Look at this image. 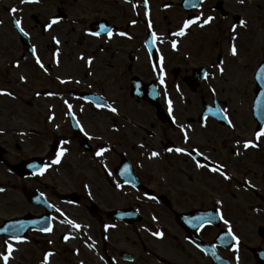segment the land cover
<instances>
[{
  "label": "flooded vegetation",
  "instance_id": "flooded-vegetation-1",
  "mask_svg": "<svg viewBox=\"0 0 264 264\" xmlns=\"http://www.w3.org/2000/svg\"><path fill=\"white\" fill-rule=\"evenodd\" d=\"M143 1L39 0L38 3L22 4L21 0H0V12H11L10 9L16 7L18 12H58L61 21L71 20V25L62 27L65 33L63 40H60L61 36L57 39L61 47L68 40L72 46H77L80 39L89 42L90 48H94L89 49L92 76L96 73L98 76L105 75L107 65L121 68L125 63L139 64L138 67L125 65L123 72H119L118 91L124 96H130L131 91L143 95L147 93L143 85L154 82L163 111L159 119L156 110L148 103H136L135 107L143 111L134 108L124 116L125 124L108 129L104 146L108 151L102 156L95 155L100 148L98 142L90 141L81 130H71L79 155L85 157L82 163L75 160L77 167L88 171L91 177L87 196L83 198L77 190L50 200V193L45 187L27 190V195L34 191L43 194V200L51 206L49 225L52 227L51 232L31 229L27 238L34 237L36 244H45L44 250L53 254L56 252L48 249L46 244L57 249L71 246L67 253L78 258L73 264H264V137L259 139L258 147L243 148L244 141L254 140V133L258 130L254 111L264 107L255 104L256 91L261 89L255 78L258 70L264 67V8L237 12L236 9L245 5L239 0H231L235 2L234 11H231L225 0H217L212 7L214 12H181L185 20L201 14L202 19L213 16L214 20L204 27L193 24L186 30L185 36L178 37L173 33L183 24H171L167 18L169 15L177 18L180 14L153 12L150 19H145L143 17L150 14L148 9L153 7V2L147 0L145 12ZM244 1L264 5V0ZM170 5L165 4L166 7ZM128 6L131 7L132 17H125L122 13L129 11L126 9ZM215 6L220 10L217 11ZM138 8L144 11L142 15ZM70 12L76 13L73 19H69ZM157 16L158 22L155 19ZM240 20H244L246 26H240ZM234 24L237 25L235 32L232 31ZM100 25L105 26V31L99 36L89 34L100 31ZM254 27L261 33L263 43L257 47L259 52L249 57L254 59L250 73L253 83L249 120L241 121L234 119L221 93L232 94L228 81L237 71L233 61L238 58L240 45L237 47L238 55L231 56L232 37H239L237 32L241 30L242 43L246 46H242V50L251 54L247 51L255 46L251 37ZM107 28L112 29L111 38L107 35ZM120 32L126 35H118ZM153 32L158 39L149 46ZM71 38L77 40L74 42ZM172 40L177 41L175 49ZM30 41H33V46H43L42 36L30 38ZM75 53L74 57H69L71 61L79 59L78 53ZM142 63H147L153 70L152 80L146 78ZM217 65L223 68V73ZM238 71L234 75L236 79L239 78ZM206 72L209 74L207 77ZM161 75L170 82L168 86L157 82ZM103 78L106 79L105 76ZM134 78L139 87L132 90L130 81ZM81 92L102 97L117 109L116 113L127 108L125 102L110 98L106 91L95 85L70 93L75 99L74 108L84 103L93 111L112 113L107 108L98 109L95 103L79 98ZM196 97L200 99L198 106ZM177 99L180 100L178 104ZM217 109H227L233 127L222 119L223 113L213 115ZM73 114L83 128L78 112ZM181 127L189 137L187 143ZM1 133L9 134L6 131ZM83 141L85 145L81 146ZM176 147L196 148L210 161L223 164L230 179L225 180L207 168H197L188 155L166 151ZM152 151L159 155L150 158ZM0 159V173L5 170L8 175H15L9 169V166L16 165L15 157L6 142H0ZM197 159L204 162L202 157ZM125 167L127 173L121 175ZM245 181H249L251 186ZM117 184H120L119 188ZM0 188L6 187L0 185ZM99 189L104 190L103 195H97ZM152 196L156 199H151ZM54 201L67 202L83 210L86 215L70 216L67 220L80 225V217L86 219V232L82 227L75 229L66 222H57L54 227ZM217 201L221 203L217 204ZM217 209L229 225L216 215ZM199 216L211 218V224L197 221L195 218ZM229 226L238 242L228 236ZM154 231H161L163 237L153 236L151 233ZM66 235L69 236L67 240L64 239ZM48 237L52 238L51 241ZM82 248L87 249L88 255H81ZM58 262L62 264L61 260Z\"/></svg>",
  "mask_w": 264,
  "mask_h": 264
},
{
  "label": "rangeland",
  "instance_id": "rangeland-1",
  "mask_svg": "<svg viewBox=\"0 0 264 264\" xmlns=\"http://www.w3.org/2000/svg\"><path fill=\"white\" fill-rule=\"evenodd\" d=\"M180 1L152 0L153 7L150 6V14L143 18L150 19L153 12H168L169 14L176 12L180 14L177 18H172L171 15L166 13L169 15L167 19L171 21V24L176 23L179 26L185 20V16L181 14L184 11L179 8ZM225 1L229 10L234 11L235 2ZM167 2L172 5L166 7L165 3ZM216 2L217 0H208L204 2L200 9L192 12H214L212 7ZM243 3L245 6L235 11L250 12L251 8L255 10L264 8L261 2L244 1ZM130 8L129 6L126 7L129 11L122 12L125 17H132ZM138 12H141L142 15L144 11L138 8ZM55 14L56 12H16L15 14L0 12V89H6L13 94L12 96L0 95V131L9 132V134H0V142L8 144L11 155L15 157L16 165L20 161L31 157L47 158L45 165H50L42 175L27 178L8 175L4 172L5 170H3L4 174L0 173V185L6 187L3 191H0V224L3 220L12 217L24 216L27 213L39 214L41 212L39 206L27 204L25 196L27 190L45 187L50 193V200H53L55 196L69 194L77 190L80 191L83 198L87 196V185L91 182V177H89L88 171H82L77 167L75 160H80V163H82L85 157L79 155L78 145L72 138L66 118L68 107L65 101L72 105L75 100L70 95L72 91L87 89L88 86L95 85L106 91L110 98L119 99L127 104V108L118 113L112 112L110 114L98 110L93 111L84 103H80L83 107L74 108L72 106V111H77L81 117L83 132L88 133L87 136L84 135L90 141L98 142V147L105 146V139H107L105 135L108 129L114 125L125 124L124 116L136 108V102L130 96H124L123 93L118 91L117 80L120 75L119 72H123L125 65L138 67L139 64L125 63L121 68H118L117 65L111 67L107 65L105 66V75L98 76L96 73L92 76L93 67L92 64L87 63V60L89 49L93 50L94 48H90L91 45L88 41L84 42L80 39L77 46H72L68 40L61 47L60 43L57 44L53 40V37L59 39L60 36V40H63L65 33H63L64 28L62 27L63 25L64 27L65 25H71V20L60 21L47 31L41 30V24H48ZM68 14H70L69 19H73L76 13L70 12ZM12 18L22 21V27L32 39L43 37V46H35V48L37 56H39L47 71L36 64V58L29 57L26 54L23 55V49L11 27ZM157 18L158 16L155 18L156 22H158ZM253 30L255 37L254 35H251V37L255 42V46L247 51L251 54H247L242 50V46L245 45L242 43L241 30L237 32L239 37L233 35L236 38L234 41L232 40V43H235L236 47L240 45L238 58L233 61L234 69L237 71L239 69V78H234V75L237 74V71H235L233 79L228 81L229 86H231L230 91H232V94L234 93L233 95L221 93L222 99L231 108L234 119L239 118L241 121L249 120L248 107L253 83L250 73L254 60L249 57L257 54L259 52L257 47L263 43L261 42L262 35L259 30L255 27ZM70 40L75 42L77 39L71 38ZM75 52L78 53L79 59L71 61L69 57H74ZM97 54H99L98 49ZM17 62L19 66H15ZM101 65L103 64L99 66ZM141 67L146 72V78L149 81L152 80L153 70L147 63H142ZM21 76L25 77L24 81H21ZM104 76L106 79L103 78ZM61 81L65 82L61 83ZM163 81L161 83V79H157V82L163 86H168L170 83L166 78ZM48 93H54V95H48ZM176 101L178 104L180 100L177 99ZM196 101V105H200L199 97H196ZM136 109L143 111L140 107ZM151 119L154 120L155 118L151 117ZM32 131L38 132L39 135L31 134ZM54 140L59 141V148L67 149L59 164H51V161L55 158L50 154V146ZM64 141H67V143H63ZM103 191L102 189L97 190V195L99 196L98 193L103 195ZM54 205V227H56L57 222H64L67 217L86 215L83 210L70 206L67 202L54 201ZM57 208L61 211L57 212ZM61 212L64 214L63 216ZM80 221L81 229L86 232L87 220L80 217ZM9 238L8 236H0V253L5 250V241L12 243L15 248L9 264H42L45 253L50 252L44 250L45 244H36L34 237L27 238V235L22 237L24 238L23 243H16ZM47 239L51 241L52 238L48 237ZM46 247L52 249V252H56V254L52 253L53 255L49 257L48 264H61V262H58L60 260L62 264H73L78 261L76 256L67 253L71 246L64 245L62 249H57L53 248L51 244H46ZM81 251V255H88L86 248H82ZM0 264H3V262L0 261Z\"/></svg>",
  "mask_w": 264,
  "mask_h": 264
},
{
  "label": "snow or ice",
  "instance_id": "snow-or-ice-1",
  "mask_svg": "<svg viewBox=\"0 0 264 264\" xmlns=\"http://www.w3.org/2000/svg\"><path fill=\"white\" fill-rule=\"evenodd\" d=\"M39 0H21V3H38ZM187 2V0H186ZM202 2V0H201ZM240 3H243L244 0H239ZM144 4L145 7H147V0H144ZM193 7H196V5H192ZM10 11L15 14L16 12L19 11V9H17L16 7H12L10 9ZM60 20V17H53L50 19L49 23L45 26V30L47 31L48 29H51L53 27V25L57 24L58 21ZM214 20L213 16H208L206 18L202 19V14L201 15H197L192 19H186L183 22V26L175 33H173V35L178 36V37H182L186 35V30L193 24H196L198 27H204L205 25L210 24L212 21ZM132 23H135V21H133ZM14 24L15 27L19 30V32L23 35V36H28L29 33L27 31H25V29L22 27V21L20 19H14ZM240 26H246V22L244 20H240L239 21ZM237 25H233L232 26V31L235 32ZM149 28H151V23H149ZM105 31V26L104 25H100V31H94V32H90V35L93 36H99L101 34V32ZM118 35L124 36L126 35V33L124 32H120L117 33ZM107 35L109 38H111V36L113 35L112 29L111 28H107ZM235 36L232 37V40H235ZM158 39L156 33H152L151 34V42L149 43V46H151V44L155 43V41ZM53 40L59 44L60 41L58 39H56V37H53ZM172 47L173 49L176 48L177 46V41L176 40H172L171 41ZM230 53L233 56L238 55V50L237 47L235 45V43H231L230 44ZM31 54L36 58V64L39 65L40 68L44 69L45 71H47V69L45 68L44 64L41 62L39 56H37L36 54V48L35 46L32 47L31 50ZM58 54V53H57ZM83 58V57H81ZM163 58L161 57V63H162ZM91 58H88L87 63L91 64ZM15 66H19V63L17 62ZM155 65H154V69H155ZM219 71L221 73H223V68L220 67L219 65H217ZM261 73L264 74V67H262L260 69ZM161 73H163V69L161 68ZM209 74L206 72L205 76L207 77ZM21 81L25 80L24 76L20 77ZM65 81H61V83H64ZM163 76L161 75V83H163ZM0 95H7V96H12L13 94L9 91H7L6 89H0ZM37 95H39V93H37ZM48 95H54V93H48ZM93 102L95 103V107L98 109H102V108H107L109 109L111 112L116 113L117 109L115 107H113L111 104H108L106 101L103 100L102 97H95L93 99ZM65 103L67 104L68 107V114L71 115L72 114V105L68 104L67 101H65ZM209 111H212V109H209ZM172 112V107H171V101H169V114H171ZM222 115V119L224 121L227 122L228 126L233 127L231 120L229 119L228 115H227V109H217L215 112H213V115H218L221 114ZM75 117H73L74 119ZM49 119H51V117H49ZM173 122L175 123V120H173ZM77 126L80 127L79 122H77ZM80 130L83 132L84 129L82 127H80ZM181 131L184 132V128L181 127ZM86 136L88 135L87 132L84 133ZM264 137V125L260 126L259 129L254 133V140H246L243 143V148L247 149L249 147H258V141L260 138ZM91 138V137H90ZM188 135L186 132H184V140L187 143L188 142ZM63 143H67V141H64ZM239 143V142H237ZM141 147H143V145H141ZM106 151H108L107 148L105 147H100L95 155L96 156H102ZM166 151L168 152H172L175 151L178 154H184V155H188L189 157H191V159L195 162V166L197 168H207L208 171L213 172V173H218L220 176H222L225 180L230 179V177L225 173L224 171V165L223 164H217L214 161H210V158L205 155L204 153L198 151L196 148H192L191 150L183 148V147H176L175 149L173 148H168L166 149ZM67 152L66 148H59L56 151L55 154V158L51 161V164H59L61 162V158L65 155V153ZM237 155L239 154V152L236 153ZM159 155L158 152L156 151H152L150 153V158L153 157H157ZM197 157H202L204 162H201V160L197 159ZM31 167V165H30ZM50 167V165H44L43 167L39 168V174H43L44 171L47 170V168ZM127 173V168L125 167V171L121 173V175H126ZM127 182V181H126ZM245 184H249V181H245ZM251 186V185H250ZM117 188L120 187V184L116 185ZM133 187H135V185H133ZM3 188H0V191H3ZM43 195V194H41ZM151 199L155 200L156 197L152 196L150 197ZM221 203L220 201H217V204ZM51 207V206H50ZM57 212H60V209H56ZM61 215L63 216L64 214L61 212ZM216 215L219 216V218L223 221V223L225 225H229V221L227 219H224L223 215L220 212V209L216 210ZM153 219H155V217H153ZM197 221H201V222H206L208 224H211L212 219L208 218L206 219L205 216H199L195 218ZM65 222L68 223L69 225H71L73 228L75 229H79L81 226L79 224H76L74 221L71 220H67L65 219ZM20 227L22 228L23 225H20ZM108 226L106 225L105 228H107ZM0 231H7V229H2L0 228ZM41 231L44 232H51L52 231V227L51 225H49L48 227L42 228ZM153 236L157 237V238H162L163 237V233L161 231H154L151 233ZM228 236H230L232 238L233 241H237L238 242V238L233 235L232 233V229L229 226L228 228ZM11 241H15L16 243H23L24 242V238L20 237V236H16L13 235L9 238ZM65 240L69 239V236H65L64 237ZM197 247H199V245H197ZM15 251L14 245L12 243H10L9 241H5V250L4 252L0 253V261L3 262V264H9L10 259L12 258V253ZM215 255V253H213ZM53 255L51 252L45 253L44 257H43V261L42 264H48L49 262V257Z\"/></svg>",
  "mask_w": 264,
  "mask_h": 264
},
{
  "label": "water",
  "instance_id": "water-1",
  "mask_svg": "<svg viewBox=\"0 0 264 264\" xmlns=\"http://www.w3.org/2000/svg\"><path fill=\"white\" fill-rule=\"evenodd\" d=\"M204 0H202L203 2ZM201 0H182L180 6L183 10L186 11H191L193 8H199L201 5ZM192 5H196V7H193ZM13 26L15 27V24L13 22ZM17 29V28H16ZM17 31L19 32V30L17 29ZM20 40L21 43L26 46L29 50V53L31 54V50H30V46L28 43V39L27 36H23L20 32ZM261 72V71H260ZM257 83L261 84L262 89L261 91H257L256 96L258 99V103L257 105H262L264 106V74L261 73V75L257 78ZM136 84V83H135ZM138 85V84H137ZM148 87V86H147ZM146 87V88H147ZM137 87L135 86V89ZM149 89V93L143 96H140L136 93L132 94L133 98L136 99L138 102L146 100L148 101L151 105L155 106L157 108L158 114L160 113V108L158 106L157 103V92L155 90V87L152 85H149L148 87ZM92 96H88L87 98H91ZM94 99V97H92ZM257 113L264 115V108H259L258 111H256ZM261 121V124L264 122V116H262V118L259 119ZM71 127H75L73 121H71ZM52 150H55V145L52 146ZM31 165V167H30ZM42 166V161L39 159H31L28 160L27 162H24L20 168L18 169V173L21 176L24 175H33L36 173H39V168H41ZM31 201L33 203H39L40 200L37 196H35L33 199H31ZM49 222L48 216H43L40 218H35V217H31L30 219L27 218V216L20 218V219H13L10 221H5L3 222V224L0 226V228L2 229H7V231H0V235H9V236H21L24 237L27 233V227H46L47 224ZM20 225H23V227L21 228Z\"/></svg>",
  "mask_w": 264,
  "mask_h": 264
}]
</instances>
